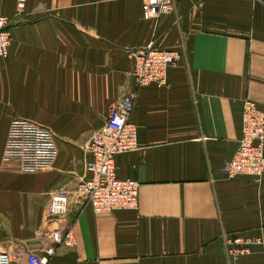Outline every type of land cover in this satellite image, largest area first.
<instances>
[{
	"label": "crops",
	"instance_id": "1",
	"mask_svg": "<svg viewBox=\"0 0 264 264\" xmlns=\"http://www.w3.org/2000/svg\"><path fill=\"white\" fill-rule=\"evenodd\" d=\"M0 0L11 41L0 57V251L10 264L53 246L51 264H230L223 236L257 238L236 264H264V174L228 177L243 100L264 111V0H177L145 20L141 0ZM150 42L182 56L167 83L137 87L131 51ZM135 95L137 148L115 156L139 182L137 209L95 214L76 186L111 105ZM14 119L50 130L55 154L34 172L3 161ZM55 191L68 210L50 218ZM72 225L75 243L52 230Z\"/></svg>",
	"mask_w": 264,
	"mask_h": 264
},
{
	"label": "built area",
	"instance_id": "2",
	"mask_svg": "<svg viewBox=\"0 0 264 264\" xmlns=\"http://www.w3.org/2000/svg\"><path fill=\"white\" fill-rule=\"evenodd\" d=\"M142 16L145 20L158 18L161 14L175 10L177 0H141ZM25 0H19L17 10L22 11ZM10 19L0 16V57L8 54L11 41ZM133 68L132 77L137 87L167 83V71L181 58L180 51L156 47L153 42L130 53ZM135 95L128 93L117 103L110 106L104 125L91 136L88 148L92 158L86 169L89 177L83 178L76 186V193L81 202L88 204L95 214L107 213L120 209H137L139 204V182L121 179L116 175L115 156L137 148V130L130 123ZM242 129L238 147L222 168L230 178L239 175L259 177L264 174V111L258 109L249 98L243 100ZM55 154L53 136L49 129L37 123L12 120L3 161H16L19 169L34 172L45 164H50ZM69 193L55 191L48 204L50 218H61L68 210ZM54 242L65 246L75 243L72 225L52 230ZM226 256L230 264L249 254L250 246L261 244L257 238L243 237L239 234L223 236ZM55 254L53 246L45 247L40 253H27L26 264H51ZM11 251H0V264H10Z\"/></svg>",
	"mask_w": 264,
	"mask_h": 264
}]
</instances>
